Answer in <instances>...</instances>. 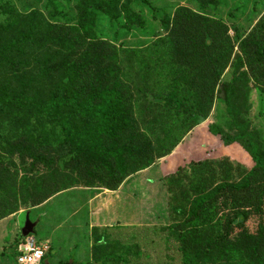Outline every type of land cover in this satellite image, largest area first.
<instances>
[{"label": "trees", "instance_id": "obj_1", "mask_svg": "<svg viewBox=\"0 0 264 264\" xmlns=\"http://www.w3.org/2000/svg\"><path fill=\"white\" fill-rule=\"evenodd\" d=\"M197 2L203 12L219 5ZM134 3L78 0L77 21L68 24L54 20L57 9L50 20L0 0V221L71 189L118 191L203 125L225 146H240L252 165L237 172L228 156L193 157L160 178L169 244L179 264H264V145L245 93L252 81L264 95V12L237 44L220 19L187 7L165 15V37L127 56L150 58L157 78L146 84L96 29L100 14L127 30L145 28ZM230 67L233 79L224 81ZM217 94L235 134L209 121ZM115 229L128 227H93L86 264H138L139 246L113 240ZM24 239L12 245L16 258Z\"/></svg>", "mask_w": 264, "mask_h": 264}, {"label": "rangeland", "instance_id": "obj_2", "mask_svg": "<svg viewBox=\"0 0 264 264\" xmlns=\"http://www.w3.org/2000/svg\"><path fill=\"white\" fill-rule=\"evenodd\" d=\"M9 1L22 12L40 10L52 20L51 15L57 9L59 14L55 15V21L68 24H75L77 21L75 6L78 0ZM49 1H52L53 5L49 4ZM218 1V6L203 12L197 0H149V3L135 0L134 9L141 13L146 21L145 28L127 30L122 23L111 22L100 14L96 29L101 37L122 49L127 70L131 69L141 83L143 81L141 75H146L148 78L145 83L149 84V80L154 82L157 78L152 69H148L150 58L143 61L139 56H127L131 50L138 53L151 46L154 41L165 37L166 33L160 26V20L165 15H172L179 7H187L211 18L220 19L227 23L230 35L237 44V37L248 34L264 12V0ZM236 52L238 53V48ZM232 68L226 71L224 81H232L234 74ZM241 71H246V67ZM245 93L249 94L250 111L247 118L252 129L259 133L264 145V95L252 81L245 89ZM209 121L219 124L228 133L235 134L221 94L216 95ZM158 136H163L161 131ZM206 150L208 151L205 152ZM213 156H228L235 166H239L237 172L241 171V167L248 168L252 165L249 156L240 146H225L203 125L197 126L181 140L170 156L159 159L152 168L127 178L125 181L128 180V183L119 194V198L118 195L102 196L96 203L89 205L90 198L96 196L98 192L87 190L88 188H75L56 195L47 204L30 212H21L0 221V264H17V258L12 255V245L16 240L19 241L28 215L30 220L37 224L31 236L39 243H50L51 250L46 257L49 264H61V261L63 264L70 261L78 263L79 258L84 263L88 260V254H91L88 242L89 239L92 240L88 223L91 218L95 222L102 219L105 223L106 220L107 224L111 225L119 221L127 226V230L115 229L109 232L113 240L124 245L135 243L139 246L142 257L136 260L138 264H179L175 248L173 244H169L168 235L163 230V227L172 223V220L168 216L167 208L169 194L164 190L160 178L183 165L188 158ZM77 209L81 211L80 214L73 216L72 213ZM3 253L6 256H2ZM174 259H177V262L173 263Z\"/></svg>", "mask_w": 264, "mask_h": 264}, {"label": "built area", "instance_id": "obj_3", "mask_svg": "<svg viewBox=\"0 0 264 264\" xmlns=\"http://www.w3.org/2000/svg\"><path fill=\"white\" fill-rule=\"evenodd\" d=\"M18 250L17 264H42L48 245L38 243L34 237L29 236L20 243Z\"/></svg>", "mask_w": 264, "mask_h": 264}, {"label": "crops", "instance_id": "obj_4", "mask_svg": "<svg viewBox=\"0 0 264 264\" xmlns=\"http://www.w3.org/2000/svg\"><path fill=\"white\" fill-rule=\"evenodd\" d=\"M127 183H128V180L123 183V185L119 188L118 191H109V190H105V189H87V190H94V191L98 192V194L96 196H94L93 198H90V200L88 201L89 205H93L94 203H96V201L99 200L100 197H102V196H107L108 195L107 197H109V196H117L118 195L117 198H119V194H121L123 192V190L126 187ZM80 212L81 211L77 209V210H75L72 213V215L73 216H77V215L80 214ZM91 213H92V211H91ZM9 218H12V217H9ZM90 218H91V215H90ZM107 225H111V224H107V221L106 220H105V223H103V220L102 219H99L98 222H95V220L94 219L92 220V218H91L90 222L88 223V228H89V234H90V236L92 235V229H93V227H97V226L103 227V226H107ZM44 244H47L48 246L50 245L49 242L44 243ZM88 244H89V247L91 249V247H92V240L91 239H89ZM75 248H77V247H75ZM50 250H51V248H50ZM88 255H89V258H88V260L85 263L81 261V258H79V262L78 263L76 262V263L77 264H86V263H88L89 260L91 259V254L89 253ZM60 263H63V261H61Z\"/></svg>", "mask_w": 264, "mask_h": 264}, {"label": "water", "instance_id": "obj_5", "mask_svg": "<svg viewBox=\"0 0 264 264\" xmlns=\"http://www.w3.org/2000/svg\"><path fill=\"white\" fill-rule=\"evenodd\" d=\"M37 224L36 223H33L31 220H30V217L29 215L27 216V221H26V224L24 226V228L22 229V236L24 238H27L29 237L30 235H32L34 232H35V228H36Z\"/></svg>", "mask_w": 264, "mask_h": 264}]
</instances>
